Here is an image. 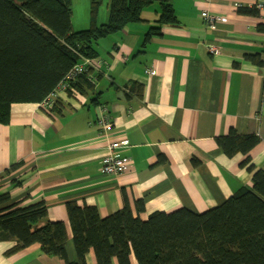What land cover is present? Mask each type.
<instances>
[{
	"label": "crops",
	"instance_id": "1",
	"mask_svg": "<svg viewBox=\"0 0 264 264\" xmlns=\"http://www.w3.org/2000/svg\"><path fill=\"white\" fill-rule=\"evenodd\" d=\"M258 1L170 0L178 23L162 26L145 43L148 30L159 26L161 8L153 3L142 21L96 44L86 81L78 78L66 89L58 84L52 108L13 103L10 122L0 123V195L9 193L24 207L44 201L48 219L65 222L67 253L74 260L69 202L95 206L107 217L126 204L137 215L136 202L144 199L139 216L147 219L182 207L205 212L253 187L254 172L264 170V9L256 7ZM109 2L102 4L97 24L108 20ZM90 5L72 0L74 30L91 26ZM203 10L227 21L212 28ZM210 44L219 52L211 53ZM103 105L113 123L108 134L97 124ZM233 131L260 138L249 152L253 170L242 165L245 154L228 156L219 146L217 139ZM111 138L130 142L132 166L119 176L101 172ZM16 243L0 234V264H66L39 243L7 256ZM87 262L97 264L93 250ZM131 264H138L133 254Z\"/></svg>",
	"mask_w": 264,
	"mask_h": 264
},
{
	"label": "trees",
	"instance_id": "2",
	"mask_svg": "<svg viewBox=\"0 0 264 264\" xmlns=\"http://www.w3.org/2000/svg\"><path fill=\"white\" fill-rule=\"evenodd\" d=\"M109 1L105 23H96L105 0H91V26L74 30L72 0H0V123L10 122L13 103H40L83 57L98 56L100 40L142 21L143 10L151 4L160 5L159 26L148 30L145 43L162 26L178 23L170 0ZM85 74L79 79L86 81ZM259 141L256 135L234 131L217 139L228 156L245 154L242 165L249 170L254 169L249 152ZM253 182L205 212L182 207L155 211L147 219L139 216L144 199L136 202L137 215L126 204L107 217L95 206L69 202L74 260L67 253L65 222L49 220L44 201L24 207L9 193L1 194L0 234L17 239L7 256L39 243L45 254L66 264H88L91 250L97 264H113L114 258L118 264H131L132 254L138 264H264V170L254 172Z\"/></svg>",
	"mask_w": 264,
	"mask_h": 264
},
{
	"label": "built area",
	"instance_id": "3",
	"mask_svg": "<svg viewBox=\"0 0 264 264\" xmlns=\"http://www.w3.org/2000/svg\"><path fill=\"white\" fill-rule=\"evenodd\" d=\"M238 6H240V4H238ZM256 7L258 9H264V0L258 1ZM201 16L212 28H214L219 21H227L226 17L219 14H213V12H210L209 10H203ZM209 51L215 54L219 52V46L217 44H210ZM93 59L94 58L83 57L81 62L75 64L59 82L60 88L66 89L70 87L79 76L86 73L88 67L94 64ZM97 61L100 62V64L102 63V60ZM146 72L149 74H155V70L152 68H147ZM57 97L58 90L55 88L40 102V105L45 109L52 108L57 101ZM99 112L97 124L103 130V133H111L113 123L110 119V111L108 107L104 105L101 106ZM129 146L130 142L127 138H111L107 144V152L101 160V172L106 175L119 176L129 170L132 166L131 157L127 154Z\"/></svg>",
	"mask_w": 264,
	"mask_h": 264
},
{
	"label": "rangeland",
	"instance_id": "4",
	"mask_svg": "<svg viewBox=\"0 0 264 264\" xmlns=\"http://www.w3.org/2000/svg\"><path fill=\"white\" fill-rule=\"evenodd\" d=\"M88 28V27H87ZM81 29H86V28H81Z\"/></svg>",
	"mask_w": 264,
	"mask_h": 264
}]
</instances>
